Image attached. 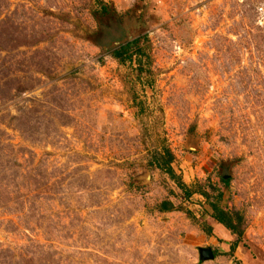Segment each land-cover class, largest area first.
<instances>
[{
  "label": "rangeland",
  "instance_id": "374dc122",
  "mask_svg": "<svg viewBox=\"0 0 264 264\" xmlns=\"http://www.w3.org/2000/svg\"><path fill=\"white\" fill-rule=\"evenodd\" d=\"M0 264H264V0H0Z\"/></svg>",
  "mask_w": 264,
  "mask_h": 264
},
{
  "label": "trees",
  "instance_id": "16d2710c",
  "mask_svg": "<svg viewBox=\"0 0 264 264\" xmlns=\"http://www.w3.org/2000/svg\"><path fill=\"white\" fill-rule=\"evenodd\" d=\"M146 43V37L139 36L112 49H107L106 53L110 58L119 64H124L126 62L130 63L132 59H134L137 68L136 76L139 77L141 73L146 72L145 68L148 66L149 57L146 53ZM172 160L173 157L170 151L165 146H161L159 150L155 152L154 157L147 163V165L159 172L164 173L168 179L172 181V184L177 189L182 191L185 197H188V191L184 187L183 183L174 175L170 167ZM208 207L210 209L209 217L214 221V223L220 225L224 230L231 234H239L237 226L233 223V220L228 213L218 208L216 204H210ZM156 208L158 212H167L173 210L172 205L168 201H161ZM235 243L236 242L230 246L229 250H233Z\"/></svg>",
  "mask_w": 264,
  "mask_h": 264
},
{
  "label": "water",
  "instance_id": "95a60500",
  "mask_svg": "<svg viewBox=\"0 0 264 264\" xmlns=\"http://www.w3.org/2000/svg\"><path fill=\"white\" fill-rule=\"evenodd\" d=\"M204 256H207L208 258H211V253L210 251H206L203 253Z\"/></svg>",
  "mask_w": 264,
  "mask_h": 264
}]
</instances>
